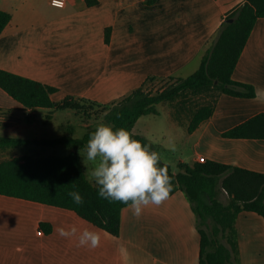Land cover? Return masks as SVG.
<instances>
[{"label": "crops", "instance_id": "0c3cea01", "mask_svg": "<svg viewBox=\"0 0 264 264\" xmlns=\"http://www.w3.org/2000/svg\"><path fill=\"white\" fill-rule=\"evenodd\" d=\"M66 1L59 8L50 0H0V9L12 15L0 36V69L58 88L54 102L74 96L99 104L120 100L149 76L195 73L222 23L246 2L98 0L88 6L86 0ZM232 78L264 90V18L255 23ZM216 98L211 118L192 133L198 136L192 163L215 160L264 174V139L223 136L264 113V94L260 100L224 93ZM39 110L49 113L43 108L24 111L0 89V111L11 123L4 128L9 137L30 139L24 135L35 126ZM42 222L52 225L50 234L39 233ZM11 224L22 230L0 243V264H199L196 216L181 190L159 206H147L139 218L129 206L123 209L119 237L71 210L0 196V225ZM71 225L98 232L100 246L80 247L77 237L58 234V228ZM236 226L240 264H264V218L244 211Z\"/></svg>", "mask_w": 264, "mask_h": 264}, {"label": "trees", "instance_id": "16d2710c", "mask_svg": "<svg viewBox=\"0 0 264 264\" xmlns=\"http://www.w3.org/2000/svg\"><path fill=\"white\" fill-rule=\"evenodd\" d=\"M98 0H86L95 6ZM264 18V0H246L222 23L211 46L202 57L198 70L183 77L149 76L137 89L118 101L99 104L83 98L68 96L54 102L52 95L58 88L19 74L0 69V89L27 109H48L47 118L56 111L79 110V103L90 102L108 107L104 124L114 130L124 128L133 131L137 121L144 115L158 114L156 105L174 102L186 92L202 93L218 90L219 93L235 97L254 98L256 88L250 84L233 80V72L251 36L255 23ZM12 19L11 13L0 9V36ZM232 19V21H229ZM111 29L105 30V42L110 43ZM171 79L176 83L152 94L146 85L156 79ZM217 100V98H216ZM216 100L199 107L188 122V132L193 133L214 113ZM89 129L82 137L69 135L55 139H26L0 137V150L37 145L41 147H65L70 150L62 156L23 155L0 162V196L21 199L49 207L75 212L79 217L109 234H121L122 211L128 205L119 201L103 199L98 195L99 185L90 182L84 169L82 152L90 134ZM225 138L264 139V113L257 114L240 125L223 133ZM142 144L155 145L145 136L134 134ZM157 152V151H156ZM161 160V166L164 164ZM173 191L181 190L190 201L195 213L200 240L199 264H240V250L236 221L241 212H255L264 218V174L215 160L180 162L179 171L169 165ZM226 190L230 195L228 204L219 200ZM79 192L83 203L77 205L68 195ZM50 234L52 225L42 222L39 233Z\"/></svg>", "mask_w": 264, "mask_h": 264}, {"label": "rangeland", "instance_id": "374dc122", "mask_svg": "<svg viewBox=\"0 0 264 264\" xmlns=\"http://www.w3.org/2000/svg\"><path fill=\"white\" fill-rule=\"evenodd\" d=\"M199 66H196V70H198ZM175 83V80L167 78L156 79L149 82L145 90L156 94ZM218 92V90L214 89L202 93L186 92L172 103L163 102L157 104L156 109L158 114L142 116L133 128L134 133L143 135L151 141L155 145L156 151L160 154L161 160L171 165L173 170L177 172L179 171L178 165L180 164V160H183L185 163H192L195 155L194 146L198 139L197 135H192V133L188 132L185 125H189L188 122L199 107L212 104L216 100ZM107 108L106 106L90 102H81L79 103L78 111H56L52 119L47 118V111L39 110L35 119V126L30 127L24 136L30 139H55L63 135H69L71 130L68 128L70 127L73 128L72 134L74 137H82L89 129L98 127L100 123H104V115ZM10 125V118L0 111V137L12 135L4 129ZM68 152L70 150L65 147L21 146L0 150V162L27 154L32 156H44L47 154L64 156ZM84 158L86 159V152L83 151L82 160L84 169L86 173L91 172L94 168V162H87L85 165ZM87 177L91 183L97 185L90 175L87 174ZM219 200L224 204L229 203L230 195L226 190L221 191ZM21 230L22 226L17 227L15 224L0 225V243H8L12 234Z\"/></svg>", "mask_w": 264, "mask_h": 264}, {"label": "clouds", "instance_id": "9594fccd", "mask_svg": "<svg viewBox=\"0 0 264 264\" xmlns=\"http://www.w3.org/2000/svg\"><path fill=\"white\" fill-rule=\"evenodd\" d=\"M262 94L264 90L257 89L256 99L260 100ZM134 134V130H114L113 126L100 123L81 151L86 152L85 165L94 162L93 170L86 174L100 186L98 195L128 205L139 218L147 206H159L170 198L173 183L168 164L161 166L160 154L152 150L151 144L134 139ZM68 195L75 204L83 203L79 192ZM57 232L63 238L77 237L80 247L100 246L101 236L96 231H80L71 225L67 229L60 227ZM120 251L123 253V249Z\"/></svg>", "mask_w": 264, "mask_h": 264}, {"label": "built area", "instance_id": "2783aa9c", "mask_svg": "<svg viewBox=\"0 0 264 264\" xmlns=\"http://www.w3.org/2000/svg\"><path fill=\"white\" fill-rule=\"evenodd\" d=\"M50 2H51V4L53 5V6H55V7H59V8H64V7H66V5H67V1L66 0H55V2H54V0H50ZM62 5V6H61ZM202 161H204V160H202ZM201 161V162H202Z\"/></svg>", "mask_w": 264, "mask_h": 264}, {"label": "water", "instance_id": "95a60500", "mask_svg": "<svg viewBox=\"0 0 264 264\" xmlns=\"http://www.w3.org/2000/svg\"><path fill=\"white\" fill-rule=\"evenodd\" d=\"M229 21H232V19H229Z\"/></svg>", "mask_w": 264, "mask_h": 264}]
</instances>
